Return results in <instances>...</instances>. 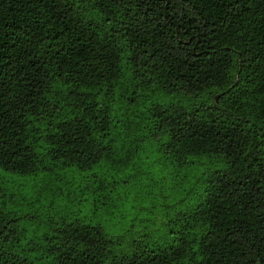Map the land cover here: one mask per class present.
<instances>
[{"label": "trees", "instance_id": "obj_1", "mask_svg": "<svg viewBox=\"0 0 264 264\" xmlns=\"http://www.w3.org/2000/svg\"><path fill=\"white\" fill-rule=\"evenodd\" d=\"M124 60L133 88L211 95L206 107L150 112L152 136H166L178 164L221 159L203 200L173 244L122 256L100 225L74 219L28 249L41 257H26L5 247L17 220L0 217V264H264V0H0V169L111 162L99 94L112 92Z\"/></svg>", "mask_w": 264, "mask_h": 264}, {"label": "rangeland", "instance_id": "obj_2", "mask_svg": "<svg viewBox=\"0 0 264 264\" xmlns=\"http://www.w3.org/2000/svg\"><path fill=\"white\" fill-rule=\"evenodd\" d=\"M79 12L83 17L92 15L89 8ZM131 80L124 60L112 92L99 94L110 108L106 142L114 150L111 162L82 171L50 166L35 175L0 169V217L17 220L5 247L26 257H41V250L28 249L43 247V235L74 219L100 225L114 240L111 251L116 256L175 242L187 217L203 200L206 177L223 165L214 156L175 162L164 148L166 136H152L150 112L158 103L206 107L211 95H165L155 86L133 88ZM63 102L71 108L69 100ZM43 128L40 125V133L46 132Z\"/></svg>", "mask_w": 264, "mask_h": 264}, {"label": "water", "instance_id": "obj_3", "mask_svg": "<svg viewBox=\"0 0 264 264\" xmlns=\"http://www.w3.org/2000/svg\"><path fill=\"white\" fill-rule=\"evenodd\" d=\"M217 99V95H216V97H215V100Z\"/></svg>", "mask_w": 264, "mask_h": 264}]
</instances>
